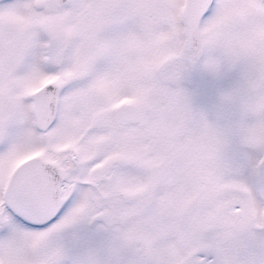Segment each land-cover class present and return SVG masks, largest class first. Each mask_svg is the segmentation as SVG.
I'll return each instance as SVG.
<instances>
[{"label": "snow or ice", "instance_id": "1", "mask_svg": "<svg viewBox=\"0 0 264 264\" xmlns=\"http://www.w3.org/2000/svg\"><path fill=\"white\" fill-rule=\"evenodd\" d=\"M0 264H264V0H0Z\"/></svg>", "mask_w": 264, "mask_h": 264}]
</instances>
